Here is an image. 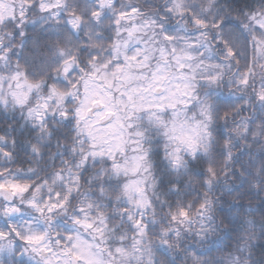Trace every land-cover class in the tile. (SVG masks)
<instances>
[{
	"label": "snow or ice",
	"instance_id": "1",
	"mask_svg": "<svg viewBox=\"0 0 264 264\" xmlns=\"http://www.w3.org/2000/svg\"><path fill=\"white\" fill-rule=\"evenodd\" d=\"M0 125V264H264V0H0Z\"/></svg>",
	"mask_w": 264,
	"mask_h": 264
},
{
	"label": "trees",
	"instance_id": "2",
	"mask_svg": "<svg viewBox=\"0 0 264 264\" xmlns=\"http://www.w3.org/2000/svg\"><path fill=\"white\" fill-rule=\"evenodd\" d=\"M240 2H242V0H240ZM2 126L3 125H0V127H2ZM251 203H252L253 208L259 209V202L258 201L253 200ZM256 218L259 219V211H257ZM257 243H258V245H264V241H260V242H257ZM256 252H257V255H259V253H260V248L259 247L257 248Z\"/></svg>",
	"mask_w": 264,
	"mask_h": 264
}]
</instances>
